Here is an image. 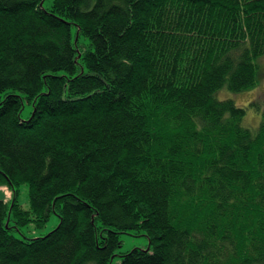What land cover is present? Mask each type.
<instances>
[{
	"label": "trees",
	"instance_id": "16d2710c",
	"mask_svg": "<svg viewBox=\"0 0 264 264\" xmlns=\"http://www.w3.org/2000/svg\"><path fill=\"white\" fill-rule=\"evenodd\" d=\"M261 54L264 0H0V264H264Z\"/></svg>",
	"mask_w": 264,
	"mask_h": 264
},
{
	"label": "rangeland",
	"instance_id": "374dc122",
	"mask_svg": "<svg viewBox=\"0 0 264 264\" xmlns=\"http://www.w3.org/2000/svg\"><path fill=\"white\" fill-rule=\"evenodd\" d=\"M50 4L51 0H46V5L49 6ZM256 61L259 68L257 73L258 82L255 86L239 91H233L227 86V84H225L215 92L217 98H232L236 101L237 105L245 108L246 113L243 118V124L249 127L253 132L259 128L264 118V54L258 56ZM31 110V104L26 103L23 116L28 117L31 114ZM0 190L4 193V200L11 205L14 199L13 189L7 183H4L0 187ZM18 199L24 208L30 207L29 185L27 183H22L19 186ZM59 221V215L57 213H52L51 218L45 226L38 227L34 223H29L28 225L22 226L21 231H18V233L21 237L29 238L43 236L55 228ZM149 243V238L146 235L122 233L119 239V246L116 248V256L114 257L113 264H120L121 253L133 250L137 247L148 248Z\"/></svg>",
	"mask_w": 264,
	"mask_h": 264
},
{
	"label": "water",
	"instance_id": "95a60500",
	"mask_svg": "<svg viewBox=\"0 0 264 264\" xmlns=\"http://www.w3.org/2000/svg\"><path fill=\"white\" fill-rule=\"evenodd\" d=\"M4 198V193L2 190H0V199H3Z\"/></svg>",
	"mask_w": 264,
	"mask_h": 264
}]
</instances>
